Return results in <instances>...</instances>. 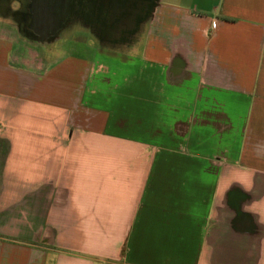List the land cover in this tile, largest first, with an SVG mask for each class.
Wrapping results in <instances>:
<instances>
[{
	"label": "crops",
	"instance_id": "1",
	"mask_svg": "<svg viewBox=\"0 0 264 264\" xmlns=\"http://www.w3.org/2000/svg\"><path fill=\"white\" fill-rule=\"evenodd\" d=\"M75 25L0 24V264H264V0Z\"/></svg>",
	"mask_w": 264,
	"mask_h": 264
},
{
	"label": "flooded vegetation",
	"instance_id": "2",
	"mask_svg": "<svg viewBox=\"0 0 264 264\" xmlns=\"http://www.w3.org/2000/svg\"><path fill=\"white\" fill-rule=\"evenodd\" d=\"M13 1L21 4L14 15L26 34L56 32L74 22L91 27L101 40L121 38L147 2L125 0L124 6H115L111 0H0V8L10 11V17H14L9 7Z\"/></svg>",
	"mask_w": 264,
	"mask_h": 264
},
{
	"label": "rangeland",
	"instance_id": "3",
	"mask_svg": "<svg viewBox=\"0 0 264 264\" xmlns=\"http://www.w3.org/2000/svg\"><path fill=\"white\" fill-rule=\"evenodd\" d=\"M21 5L18 1H13L12 4L9 6L11 8V13L13 14L14 17H10L9 16V12L7 11L6 13H4L5 11H3V9L0 8V24H5V25H14L16 28V31H13V35L14 37H19V38H30L32 40L34 39H40V40H47V41H53L56 38L59 39H65V41L69 40V41H73V40H85L87 39V32H86V28H81L78 25H75L77 27H74L73 24H75L74 22H68L67 27H66V31H62L61 34H58V31H49L46 33H37V32H33L32 34H26L24 33L19 25H18V21L16 20V16L14 15L20 8ZM10 27V26H9ZM11 28V27H10ZM13 28V27H12ZM90 36V35H89ZM90 38V37H89ZM91 38L94 39H101L99 38L97 35H92L91 34ZM92 44V43H91Z\"/></svg>",
	"mask_w": 264,
	"mask_h": 264
},
{
	"label": "water",
	"instance_id": "4",
	"mask_svg": "<svg viewBox=\"0 0 264 264\" xmlns=\"http://www.w3.org/2000/svg\"><path fill=\"white\" fill-rule=\"evenodd\" d=\"M116 1H117L116 3L118 4L119 2H122L123 3L125 0H116ZM66 14H67V11L63 13V17H65ZM63 17H61V18H63ZM60 23L61 22H59V24Z\"/></svg>",
	"mask_w": 264,
	"mask_h": 264
}]
</instances>
